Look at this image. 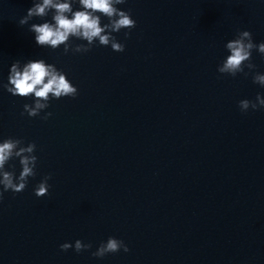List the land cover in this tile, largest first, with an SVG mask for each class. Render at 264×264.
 Masks as SVG:
<instances>
[{
    "label": "water",
    "instance_id": "obj_1",
    "mask_svg": "<svg viewBox=\"0 0 264 264\" xmlns=\"http://www.w3.org/2000/svg\"><path fill=\"white\" fill-rule=\"evenodd\" d=\"M32 3L0 0V84L16 60L43 58L78 96L29 117L32 98L0 87V141L34 142L38 157L27 187L0 200V264H264V109L238 107L264 87L217 71L237 31L264 42V0H126L136 27L113 33L124 52L97 41L67 55L29 31L51 12L19 24ZM251 62L264 74V56ZM110 236L130 251L93 257ZM77 239L92 248L60 250Z\"/></svg>",
    "mask_w": 264,
    "mask_h": 264
},
{
    "label": "clouds",
    "instance_id": "obj_2",
    "mask_svg": "<svg viewBox=\"0 0 264 264\" xmlns=\"http://www.w3.org/2000/svg\"><path fill=\"white\" fill-rule=\"evenodd\" d=\"M78 3L79 9L74 10L73 4ZM126 3V0H33L32 6L27 9V14L19 20L21 26L28 25L33 18L44 19L51 12V21L43 23H32L29 31L34 33V40L38 47L51 48L56 50L63 46L65 55L87 53L92 50L93 45L98 41L99 46H111L115 52H124L125 44L118 42L113 33H119L122 29H128L124 38H130L131 29L136 27V21L132 18L131 12L121 10L117 5ZM102 17L107 18V23L102 24ZM86 41V43L75 44L72 39ZM229 55L217 66V71L235 77L238 73L245 76L252 74V81L264 87V74L254 72L256 65L251 62L253 50L264 56V42L254 43L250 31H237L234 39L225 44ZM245 68L249 72H245ZM4 90L13 96L21 98H32L31 104H23V111L29 117H37L50 106L51 100H59L64 97L75 99L78 96V89L66 73L58 69L55 64L47 63L45 59H29L22 63L16 60L10 66L8 82L0 84ZM242 113L249 109L256 111L264 109V96L257 94L255 100L243 99L238 102ZM52 116L46 112L41 119L47 120ZM36 144L28 143L18 138L8 137L0 141V200L5 192H22L28 185L29 178L36 176L38 157L34 154ZM19 159L21 171L15 174V165H10L13 171L5 169L10 160ZM51 175L45 176L36 185L34 194L37 198L49 194L48 180ZM60 250L67 252L73 249L81 253L92 248L91 243H84L82 240H75L74 244L65 242L61 244ZM129 252L128 245L121 239L109 237L102 241L96 251L91 255L96 258H103L108 254L119 251Z\"/></svg>",
    "mask_w": 264,
    "mask_h": 264
}]
</instances>
